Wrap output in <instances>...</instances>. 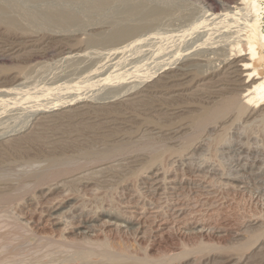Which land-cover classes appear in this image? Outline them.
<instances>
[{
    "label": "rangeland",
    "instance_id": "rangeland-1",
    "mask_svg": "<svg viewBox=\"0 0 264 264\" xmlns=\"http://www.w3.org/2000/svg\"><path fill=\"white\" fill-rule=\"evenodd\" d=\"M229 1L0 0V261L264 264V104L191 125L251 81Z\"/></svg>",
    "mask_w": 264,
    "mask_h": 264
},
{
    "label": "bare ground",
    "instance_id": "bare-ground-1",
    "mask_svg": "<svg viewBox=\"0 0 264 264\" xmlns=\"http://www.w3.org/2000/svg\"><path fill=\"white\" fill-rule=\"evenodd\" d=\"M233 1V0H231ZM229 1V2H231ZM236 1V2H235ZM238 1H242V5L239 8V16H240V20L238 21V23L234 24V18H232L231 16H236L234 11L233 15H226L229 16L230 18H232L233 20V24L228 26L230 32V46H229V50L227 49V54H229V58H231L232 60H234L233 62H236L238 60L237 65L240 66V68L243 69V71L245 70L247 73L248 72V76L249 78H251V81L248 83L249 85L247 86V89L245 90L247 92V94H245V96H243L242 93H240V91L238 90H229V92H225L224 94H222L221 96H219L220 98H218L219 100H214L213 102H211V104L205 106L203 108V111L197 116H195L194 120H193V125L194 126V131H201L202 129H204L205 127L207 128L208 125H212V124H216L219 121L228 118L231 114H237L238 117H242L243 115L245 116V113H248V110L252 107V110H254L257 106H259L258 108H260V104H264V30H263V18H264V0H253L254 5L252 4V6L255 8L254 11L250 10V5L251 2H247L246 0H234V3H238ZM250 1V0H249ZM215 6V5H214ZM251 6V8H253ZM234 7V6H233ZM237 7V6H235ZM227 10V9H226ZM232 10V9H231ZM228 11V10H227ZM226 11V12H227ZM225 12V13H226ZM230 10L228 11L229 14H231ZM253 12V13H252ZM214 13V12H213ZM212 13V14H213ZM211 14V15H212ZM235 14V15H234ZM219 15V14H218ZM225 16V15H224ZM228 18V17H226ZM229 18V19H230ZM236 18V17H235ZM238 18V17H237ZM222 19V18H220ZM225 19V18H223ZM213 20V19H212ZM218 20V19H217ZM226 20V19H225ZM224 20V21H225ZM228 20V19H227ZM226 20V21H227ZM231 20V19H230ZM229 20V21H230ZM238 20V19H236ZM215 21V18H214ZM228 21V23H229ZM227 23V22H226ZM223 24V23H222ZM216 25V24H215ZM214 25V27H215ZM225 25V24H224ZM212 27V26H211ZM219 27V26H218ZM210 28V27H209ZM213 30V28H210ZM209 29V31H210ZM222 29V27L220 28ZM224 29V28H223ZM131 30V29H130ZM211 30V32H212ZM219 30V29H217ZM226 30V29H225ZM224 30V31H225ZM215 31V30H214ZM208 32V31H207ZM219 32V31H218ZM220 34V33H219ZM218 34V35H219ZM225 34H227V32L225 31ZM215 35V34H214ZM213 36V35H212ZM210 37V36H209ZM216 37V36H215ZM213 39V38H212ZM223 40V39H222ZM218 42V41H217ZM220 42V41H219ZM215 43V42H214ZM222 43L225 44V42L222 41ZM221 43V44H222ZM205 45V44H204ZM68 46V45H67ZM245 46L247 47L248 53H243L246 52ZM186 54V53H185ZM244 55L249 56V57H243ZM185 56V55H184ZM225 56V55H223ZM226 60H227V56ZM242 57V58H241ZM241 58V59H240ZM225 60V61H226ZM157 62V61H155ZM154 62V63H155ZM170 62V60H169ZM230 62V61H229ZM232 62V63H233ZM172 63V62H171ZM170 64V63H169ZM174 65V64H173ZM227 65V64H226ZM230 65H232L230 63ZM235 65V64H233ZM150 66V65H149ZM175 66V65H174ZM229 66V65H228ZM232 66H230L228 69H230ZM233 68V67H232ZM151 70V69H150ZM231 71V70H230ZM173 72V71H172ZM238 75L241 73L236 72ZM244 73V72H243ZM244 73V74H245ZM229 75V74H227ZM153 76V75H152ZM229 78V77H228ZM112 79V78H111ZM226 79V78H225ZM230 79V78H229ZM246 80V79H245ZM248 80V79H247ZM246 80V81H247ZM110 81V80H109ZM115 81V80H114ZM122 81V79H121ZM239 81V80H238ZM243 81V84L244 82ZM221 82V81H220ZM226 82V81H225ZM231 82V81H230ZM233 82V81H232ZM240 82V81H239ZM223 83V82H222ZM227 83V82H226ZM112 84V83H111ZM116 84V83H115ZM114 84V85H115ZM120 84V83H118ZM228 84V83H227ZM240 84V83H239ZM110 85V84H108ZM245 86V87H246ZM103 87V86H102ZM239 87V86H238ZM242 87V86H241ZM226 88V87H225ZM12 89V88H11ZM169 89V88H168ZM167 89V90H168ZM236 89V88H235ZM241 89V88H240ZM202 90V89H201ZM223 90V88H222ZM124 92V91H123ZM220 92V91H219ZM81 95V94H80ZM79 98V95H77ZM89 96V95H88ZM82 97V96H81ZM86 98V97H85ZM84 98V99H85ZM176 98V97H175ZM81 99V98H79ZM89 99V98H88ZM75 100V99H74ZM78 100V99H77ZM98 100V99H97ZM244 102H243V101ZM80 101V100H78ZM60 102V101H59ZM65 102V101H64ZM68 102V101H67ZM65 102V103H67ZM74 102V101H73ZM61 103V102H60ZM75 103V102H74ZM38 105V104H36ZM50 106V105H49ZM54 106V105H53ZM56 107V106H55ZM257 108V109H258ZM48 109V106H47ZM51 110V109H50ZM30 111V110H29ZM28 111V112H29ZM49 111V110H48ZM261 111H263L261 109ZM260 112V111H259ZM249 114V113H248ZM254 114V113H253ZM251 115V113H250ZM233 116V115H232ZM249 118V117H248ZM237 120V119H236ZM252 122V121H251ZM166 123V122H165ZM192 123V122H191ZM221 123V122H220ZM226 124V123H225ZM192 130V129H191ZM264 131V130H263ZM13 132V131H12ZM176 132V131H175ZM198 134V133H197ZM191 135V134H190ZM194 135V134H193ZM191 135L192 137L189 138L190 136H186L185 139L187 140H193L194 136ZM149 140V139H148ZM194 141V140H193ZM17 144V143H16ZM128 144V143H127ZM212 144V143H211ZM122 145V144H121ZM126 146V145H124ZM129 146V145H128ZM146 146V145H145ZM148 146V145H147ZM155 147V146H154ZM153 147V148H154ZM159 147V146H158ZM186 147V146H185ZM111 148V147H110ZM156 148V147H155ZM161 148V147H159ZM121 146L120 149L121 150ZM126 149V148H125ZM130 149V148H129ZM147 149V148H146ZM152 149V148H151ZM116 150V149H115ZM124 150V148H123ZM145 150V149H144ZM156 150V149H155ZM154 150V151H155ZM128 150H126L125 152H127ZM120 152V151H118ZM123 152V151H121ZM106 153H108L106 151ZM157 153V151H156ZM88 154V153H87ZM108 155V154H107ZM90 156V155H89ZM101 156V154L99 155V157ZM104 156V155H102ZM111 156V155H110ZM98 157V158H99ZM106 157V155H105ZM62 158V157H61ZM101 158V157H100ZM89 159V158H88ZM93 159V158H92ZM56 160V158H55ZM60 160V159H59ZM62 160V159H61ZM73 160V159H72ZM97 160V159H96ZM105 160V158H104ZM54 161V160H53ZM58 161V160H57ZM55 162V161H54ZM63 162V161H62ZM60 163V162H59ZM65 163V161H64ZM64 163L61 165L64 166ZM70 163V161H69ZM67 164V161L66 163ZM71 164V163H70ZM51 165V162H50ZM49 165V167H50ZM60 165V164H59ZM58 164L53 163V165L48 169V170H44V172H40L38 173V177L40 179H44L47 178L48 176H53V175H58L59 171L57 170ZM65 168V167H63ZM67 168V166H66ZM61 171L63 172V170L61 169ZM65 172V171H64ZM67 172V171H66ZM61 173V172H60ZM36 174V173H35ZM55 175V177H57ZM36 177V176H35ZM37 177V178H38ZM54 177V176H53ZM54 177V179H55ZM52 178V177H51ZM53 179V178H52ZM56 180V179H55ZM43 182V181H42ZM46 182V180L44 181ZM9 199V198H8ZM8 202V201H6ZM59 206V205H58ZM58 209V208H57ZM63 213V212H62ZM60 214V213H59ZM57 214V216L59 215ZM257 214V213H256ZM62 214H60L61 216ZM259 215V214H258ZM56 216H53V218H55ZM64 217V216H61ZM60 217V218H61ZM59 218V216L57 217ZM61 220H63L61 218ZM66 226V225H64ZM65 229V228H64ZM8 240V238H6ZM5 240V241H7ZM263 241L264 240V228H261L256 230V229H252V232L250 233V237H249V241H245L246 244L245 246H251L253 244H255L258 241ZM53 243V242H52ZM6 244V242H5ZM7 245V244H6ZM3 247V246H2ZM11 248V247H10ZM2 249V248H1ZM241 250H244L243 248ZM18 251V250H17ZM110 257V256H109ZM114 257V256H113ZM6 259V258H3ZM2 260V259H0ZM7 260V259H6ZM5 260V261H6ZM14 260V259H13ZM5 261H0L1 262L6 263ZM107 261V260H106ZM111 261V260H110ZM9 262V261H7ZM11 262V261H10ZM15 262V261H14ZM13 263V262H12ZM30 263V262H29ZM8 264V263H6ZM31 264V263H30Z\"/></svg>",
    "mask_w": 264,
    "mask_h": 264
}]
</instances>
